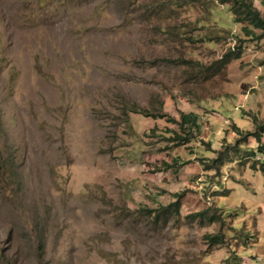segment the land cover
<instances>
[{"label": "rangeland", "instance_id": "rangeland-1", "mask_svg": "<svg viewBox=\"0 0 264 264\" xmlns=\"http://www.w3.org/2000/svg\"><path fill=\"white\" fill-rule=\"evenodd\" d=\"M230 4L0 0V264H264V37Z\"/></svg>", "mask_w": 264, "mask_h": 264}, {"label": "trees", "instance_id": "trees-1", "mask_svg": "<svg viewBox=\"0 0 264 264\" xmlns=\"http://www.w3.org/2000/svg\"><path fill=\"white\" fill-rule=\"evenodd\" d=\"M222 2H230V10L234 15L235 22H242L246 21L248 25L252 26L253 28H258L261 30V33L257 36L264 37V17L261 15L259 9L255 7L253 4V0H222ZM242 28H247L246 25H243ZM252 133L253 136L256 138L257 145L255 147V151H251L252 155L255 152L260 153L264 157V143L261 142V136L264 134V123L256 124V129L254 131H246L244 136L246 137L247 134ZM217 158V157H216ZM216 160V159H214ZM215 168V165L212 167ZM258 169L264 173V161L259 164ZM179 199L171 202L170 206L174 207L175 209L178 207ZM199 215H203L202 213H198ZM213 218V216H212ZM213 220V219H212ZM209 238H212L215 242L221 241V235H211Z\"/></svg>", "mask_w": 264, "mask_h": 264}, {"label": "crops", "instance_id": "crops-1", "mask_svg": "<svg viewBox=\"0 0 264 264\" xmlns=\"http://www.w3.org/2000/svg\"><path fill=\"white\" fill-rule=\"evenodd\" d=\"M263 139V142H264V138H262ZM256 233H258L257 231H256ZM264 254H262V256H263ZM262 256H258L257 258H256V260H261L263 257ZM240 258H241V262H240V264H250L249 263V256L248 255H245V253L244 254H242L241 256H240Z\"/></svg>", "mask_w": 264, "mask_h": 264}]
</instances>
